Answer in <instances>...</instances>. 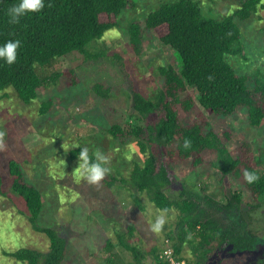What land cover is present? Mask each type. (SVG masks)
<instances>
[{"label": "rangeland", "instance_id": "obj_1", "mask_svg": "<svg viewBox=\"0 0 264 264\" xmlns=\"http://www.w3.org/2000/svg\"><path fill=\"white\" fill-rule=\"evenodd\" d=\"M171 1L174 0H138L134 7L123 11L119 27L108 31L90 49L94 52L98 47L97 52L104 53L97 60L74 54L58 59L51 66L38 67V74L43 79L53 78L57 73H61V77L53 78L56 82L42 87L38 98L30 104L23 103L12 89L0 92V132L3 133L0 136V174L3 178L0 188V264H22L6 252L21 248L47 252L50 246L44 233L31 228L24 201L11 192V159L21 163L26 178L42 192L44 205L38 220L40 226L54 228L67 240L63 264H136L132 254L118 241L119 235L127 234L130 222L136 224V229L129 241L138 245L141 252L148 253L157 246L160 251L169 247L166 235L169 231L177 234L179 215L176 211L167 213L170 219L160 233L150 229V221L159 209L141 193L135 194L141 202L136 204L135 191L120 180V177L129 179L134 165L142 164L144 157L132 140L116 138L108 130L115 124L127 127L135 114L134 92L150 98L157 96L164 82L158 71L160 66L179 68L174 50L160 40L162 31L145 28L148 13L161 3ZM195 1L218 18L231 14L242 2ZM236 21L241 29L236 47L243 53L228 56L227 60L237 74L247 78L248 84L253 86L258 76L264 79V2L249 19L237 18ZM132 23L140 24L142 28L143 43L139 55L132 50L127 33ZM65 71L73 72L66 76ZM69 76L76 80L75 84H71ZM97 84L110 89L108 98L93 91ZM187 93L193 96L196 105L188 113L180 110V119L186 123L203 114L202 118L219 134L233 155H237L240 145L251 147V154L258 163L257 173L264 175V124L252 126L246 108L230 116L210 114L199 105L193 88L188 87ZM50 99L52 107L47 114H41L42 104ZM74 143L88 146L90 154L99 149L110 157L112 171L99 185L77 178L78 157L72 158L71 151L79 148L62 147ZM219 174L209 165L193 169L189 160L176 169L177 182L166 192L172 199H178L182 190L198 193L202 197V208L209 207L203 200L205 195L225 204L231 192H240L243 211L251 212L252 216L247 226L264 242V198L258 201L259 206L251 209L250 205L256 203L242 179L230 177L220 183ZM115 177L117 180L111 186ZM217 209L213 204L211 213L223 216ZM198 234V228L189 230L188 239L197 242ZM108 240L114 244L109 250L106 248ZM189 245H184L179 256L197 260ZM252 257L226 251L220 253L219 264H263ZM146 262H151L149 256ZM211 262L217 264L214 259Z\"/></svg>", "mask_w": 264, "mask_h": 264}, {"label": "trees", "instance_id": "obj_2", "mask_svg": "<svg viewBox=\"0 0 264 264\" xmlns=\"http://www.w3.org/2000/svg\"><path fill=\"white\" fill-rule=\"evenodd\" d=\"M17 2L0 0V43L8 39L22 41L14 64L0 61V92L12 89L23 103L30 104L38 98L42 87L61 77V73H57L53 77L55 80L43 79L38 74V67L51 66L58 59L74 54L84 55L87 60L104 56V53L97 52L98 47L94 52L90 49L108 31L119 27L120 15L127 8L134 7L138 0H45L41 12L28 14L19 24L9 25L6 10ZM263 2L242 0L239 8L226 17L218 18L195 0H174L156 6L146 17L145 28L162 31L160 40L174 50L179 68L160 66L158 71L164 82L157 96L150 98L134 92L135 114L131 121L127 122V127L113 125L108 133L116 138L132 140L144 157L142 164L134 165L129 179L120 177L122 184L135 191L136 204L141 202L135 194H145L157 209H168V213L176 211L180 220L177 234L169 231L166 235L169 247L160 251L157 246L148 253L141 252L138 245L130 243L136 229V224L130 222L127 234L119 235L118 241L132 254L136 264H171L165 251L171 250L174 256H179L187 243H190L197 260L179 256L185 264H213L211 260L220 247L231 246V250L253 248L254 237L245 223L249 212L242 210L240 192H231L225 204L205 195L203 200L209 207L202 208V197L198 193L182 190L178 199H172L166 189L177 182L176 169L191 160L193 169L208 165L217 169L220 183L230 177L242 179L256 203L250 205L251 209L259 206L258 201L264 198V175L253 184L244 180L245 170L257 173L258 163L251 154V147L240 145L237 155H233L219 134L202 118L203 114L186 123L179 116L180 110L188 113L195 108L193 96L187 93L191 87L197 93L199 105L208 113L230 116L246 108L252 126L264 124V79L258 76L255 85L250 86L247 78L237 74L227 60L228 56L243 53L236 47L241 38L237 18L249 19L263 7ZM127 33L132 50L139 55L143 43L140 24L132 23ZM72 72L65 71L64 75ZM71 76L69 81L75 84L76 80ZM93 91L103 98L110 94V89L101 84L95 85ZM52 105L51 99L44 102L40 113L47 114ZM185 139L191 142L188 148L184 147ZM79 151L72 150L71 157H78ZM9 172L11 192L24 201L31 228L44 233L50 240V246L47 252L21 248L6 254L22 264H63L67 240L54 228L40 226L38 221L44 205L42 192L29 182L16 159L9 161ZM116 180L113 178L110 185ZM2 185L0 174V188ZM213 204L223 216L211 213ZM196 228L199 229V240L194 242L188 239V231ZM113 246L108 240L106 248L109 250ZM148 256L150 263L146 262Z\"/></svg>", "mask_w": 264, "mask_h": 264}, {"label": "clouds", "instance_id": "obj_3", "mask_svg": "<svg viewBox=\"0 0 264 264\" xmlns=\"http://www.w3.org/2000/svg\"><path fill=\"white\" fill-rule=\"evenodd\" d=\"M44 7L45 0H18L17 3H13L6 10L7 23L9 25H17L22 18L31 13H39ZM21 47L22 41L20 39H8L0 43V61L8 65L14 64L18 57V50ZM0 136H3L2 132H0ZM190 144V140H184L185 148L190 147ZM62 147L69 150L73 148L80 149L77 154V178H82L91 185H99L111 173L110 157L99 149L93 150L90 154L88 146H81L74 143L72 145H62ZM243 176L244 180L249 184L257 182L260 178L255 171L250 170H245ZM167 213L168 209L159 210L150 221L149 226L154 233H160L168 223L170 217Z\"/></svg>", "mask_w": 264, "mask_h": 264}, {"label": "flooded vegetation", "instance_id": "obj_4", "mask_svg": "<svg viewBox=\"0 0 264 264\" xmlns=\"http://www.w3.org/2000/svg\"><path fill=\"white\" fill-rule=\"evenodd\" d=\"M227 200H228V198L226 199L225 203H227ZM248 219H249V221H248ZM251 219H252L251 212H249L248 217H246V220H245V223H247L246 226L249 224V222H251ZM223 224H227V222H223ZM247 228L250 229L248 226H247ZM251 233L254 237V240H253L254 245H252V247H253L252 249L231 250L232 249L231 246H225V248L220 247V251H218V254L214 256L215 263L219 264L220 253L226 252V251H232V252H237V253H244V254H247L249 256H254V257H252L253 259L258 260L259 262H263V264H264V242L257 239V237L254 235V233L252 231H251Z\"/></svg>", "mask_w": 264, "mask_h": 264}, {"label": "built area", "instance_id": "obj_5", "mask_svg": "<svg viewBox=\"0 0 264 264\" xmlns=\"http://www.w3.org/2000/svg\"><path fill=\"white\" fill-rule=\"evenodd\" d=\"M167 257V259L170 261L171 264H185V261L180 260L177 256L173 255V252L171 250H167L164 253Z\"/></svg>", "mask_w": 264, "mask_h": 264}]
</instances>
